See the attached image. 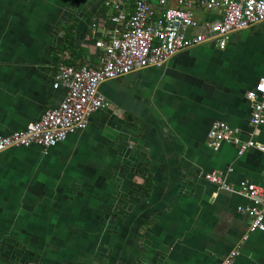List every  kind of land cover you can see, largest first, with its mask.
Wrapping results in <instances>:
<instances>
[{
    "label": "crops",
    "instance_id": "0c3cea01",
    "mask_svg": "<svg viewBox=\"0 0 264 264\" xmlns=\"http://www.w3.org/2000/svg\"><path fill=\"white\" fill-rule=\"evenodd\" d=\"M105 1L0 0V136L60 104L59 65H97ZM66 30L74 52L54 57ZM261 79L264 22L224 49L203 43L104 81L106 107L55 147L0 152V264H223L234 251L231 264H264V232L242 240L250 220L238 209L251 201L204 178L264 186V151L208 140L224 122L264 146L246 98Z\"/></svg>",
    "mask_w": 264,
    "mask_h": 264
},
{
    "label": "built area",
    "instance_id": "2783aa9c",
    "mask_svg": "<svg viewBox=\"0 0 264 264\" xmlns=\"http://www.w3.org/2000/svg\"><path fill=\"white\" fill-rule=\"evenodd\" d=\"M104 5L111 27L105 29L104 38L95 42L100 50L97 65H59L53 88L65 89L63 100L25 129L0 136V152L31 146L55 147L69 135L86 129L90 117L106 107L98 90L104 81L161 68L176 53L203 43L211 42L224 49L233 32L264 22V0H108ZM198 12L215 13L219 18L200 22ZM246 98L251 104L250 124H263L264 79L246 93ZM208 140L214 151L222 143L237 146L239 155L250 148L264 151L263 145L251 140L242 142L238 129L224 122L211 126ZM204 178L220 190L237 192L251 201V206L238 209L250 220L243 241L250 234L264 232V186L242 181L234 189L219 172L205 174ZM236 255L237 251L231 252L223 264H231Z\"/></svg>",
    "mask_w": 264,
    "mask_h": 264
},
{
    "label": "trees",
    "instance_id": "16d2710c",
    "mask_svg": "<svg viewBox=\"0 0 264 264\" xmlns=\"http://www.w3.org/2000/svg\"><path fill=\"white\" fill-rule=\"evenodd\" d=\"M104 14V13H103ZM108 28L111 27L110 21H107ZM71 29V28H70ZM74 52V43H73V37L71 36V33H68L66 30L64 33V36L60 42V44L53 49L54 57H64L65 52ZM66 66H73L69 63H64ZM31 257H33V254H30Z\"/></svg>",
    "mask_w": 264,
    "mask_h": 264
},
{
    "label": "rangeland",
    "instance_id": "374dc122",
    "mask_svg": "<svg viewBox=\"0 0 264 264\" xmlns=\"http://www.w3.org/2000/svg\"><path fill=\"white\" fill-rule=\"evenodd\" d=\"M93 28V27H92ZM91 31H92V29H91ZM104 38V37H103ZM96 46V45H95ZM97 48V47H96ZM98 49V48H97ZM29 263H32V262H29ZM19 264H22V263H19Z\"/></svg>",
    "mask_w": 264,
    "mask_h": 264
}]
</instances>
